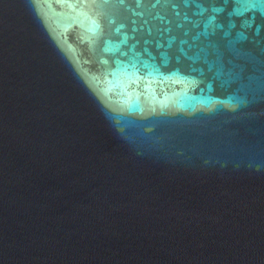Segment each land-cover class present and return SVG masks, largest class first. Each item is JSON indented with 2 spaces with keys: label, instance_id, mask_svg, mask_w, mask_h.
<instances>
[{
  "label": "water",
  "instance_id": "water-1",
  "mask_svg": "<svg viewBox=\"0 0 264 264\" xmlns=\"http://www.w3.org/2000/svg\"><path fill=\"white\" fill-rule=\"evenodd\" d=\"M0 264H264V0H0Z\"/></svg>",
  "mask_w": 264,
  "mask_h": 264
}]
</instances>
